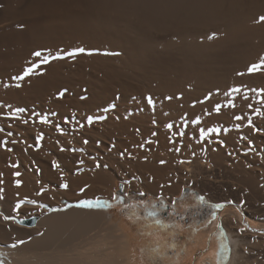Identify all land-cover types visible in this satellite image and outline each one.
Wrapping results in <instances>:
<instances>
[{
	"label": "bare ground",
	"instance_id": "1",
	"mask_svg": "<svg viewBox=\"0 0 264 264\" xmlns=\"http://www.w3.org/2000/svg\"><path fill=\"white\" fill-rule=\"evenodd\" d=\"M261 17L264 0H0V264H154L144 219L76 206L119 183L225 205L198 245L224 263L226 235L225 264H264Z\"/></svg>",
	"mask_w": 264,
	"mask_h": 264
},
{
	"label": "rangeland",
	"instance_id": "2",
	"mask_svg": "<svg viewBox=\"0 0 264 264\" xmlns=\"http://www.w3.org/2000/svg\"><path fill=\"white\" fill-rule=\"evenodd\" d=\"M126 191L125 186L119 183L116 196L123 195L125 198L124 202L118 203L115 200L110 202L112 204L110 209H104L110 212L111 218L116 222L129 221L131 223L133 221L132 224L135 225L138 222L137 220L144 219L146 221L138 232V238L145 237L146 235L152 238L149 248L154 264H218L208 249L213 236H209L206 239L207 244L204 248L198 245V235L204 230L202 227L210 225L218 217L222 216L223 208L215 209L213 207L220 203L213 202L206 195L186 187L174 200H170L169 197L164 196L156 197L147 192H142L144 195L141 196L140 193L132 190L127 191V193ZM161 198L163 204L167 206V210L161 206ZM151 211H155L157 216L163 219L165 223L170 224L171 227L172 224L175 225L181 222L182 226L186 227L182 233H186L188 227L192 225L196 230L190 229V231L188 230V235L185 234L184 236L181 232L169 227L167 230L163 229L154 224L155 218L148 216V213ZM212 212H215L214 218L211 215ZM208 221L211 222L209 223ZM150 225L151 227H149ZM221 238L225 239L227 243L225 261L224 263L221 262V264H225L229 259L231 250L226 235H223ZM191 247L195 249L192 251ZM140 252L143 253V251Z\"/></svg>",
	"mask_w": 264,
	"mask_h": 264
},
{
	"label": "snow or ice",
	"instance_id": "3",
	"mask_svg": "<svg viewBox=\"0 0 264 264\" xmlns=\"http://www.w3.org/2000/svg\"><path fill=\"white\" fill-rule=\"evenodd\" d=\"M261 20H264V17H261ZM78 51L84 52V49L83 48H80V49H78ZM34 55L40 56L41 53L40 52H36V53H34ZM44 62H47V60L45 59ZM261 65H264V60H261V62L259 64H253L251 66V68L249 69V72L258 71L261 68ZM29 71H31V70L29 69ZM240 74L243 75V73H240ZM17 78L18 79H22L23 77H17ZM61 95H63V94H61ZM82 99H86V97H82ZM167 99L171 100L172 97H167ZM147 100H148V103L149 104H152L153 103V98L152 97H148ZM217 111H219V109H217ZM237 119H239V117H237ZM168 128L171 129L172 128V125L169 124L168 125ZM0 131H3V129H0ZM85 143H87V141H85ZM56 166L58 167V165H56ZM16 175L19 176L20 173H16ZM17 186H19V182H17ZM62 187H64L65 189H67L68 188V184L67 183H64L62 185ZM140 195L143 196L144 193H140ZM113 199L116 200L118 203H123L125 198H124L123 195H120V196H114ZM201 199H203V197H201ZM33 203H35V201H33ZM160 204H161L162 207H165V209L167 210V206L163 204L162 198H161ZM76 206L77 207H85V208H98V209L99 208H109L110 209L112 207V204L110 202H108V201L101 202L100 200L97 199V200H94V201L85 200V201H82L81 203L77 204ZM213 207L215 209H221V208L225 207V205L216 204ZM0 215H3V214L0 213ZM211 215L214 218L215 217V212H212ZM148 216L151 217V218H155L154 219V224L155 225H158V226H160L162 228H165V229H167L168 227H171L170 224L165 223L163 219H161L160 217H158L157 216V213L155 211L149 212L148 213ZM4 218L6 220L7 219H10V217H8V216H5ZM208 222L210 223L211 221H208ZM149 227H151V225ZM19 243L20 244H23L24 242L23 241H20ZM16 246H17L16 244H13L12 245L13 248H15Z\"/></svg>",
	"mask_w": 264,
	"mask_h": 264
}]
</instances>
